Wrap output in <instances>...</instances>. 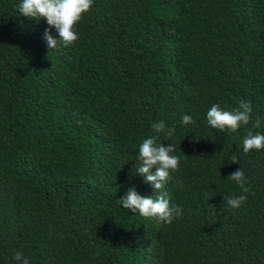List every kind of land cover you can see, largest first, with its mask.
<instances>
[{"label":"trees","instance_id":"16d2710c","mask_svg":"<svg viewBox=\"0 0 264 264\" xmlns=\"http://www.w3.org/2000/svg\"><path fill=\"white\" fill-rule=\"evenodd\" d=\"M21 2L0 0V264H264V150L243 151L264 134V0H94L55 49ZM241 100L249 125L207 123ZM160 121L180 157L162 189L183 209L171 224L119 203L160 194L135 172ZM239 168L251 191L231 208Z\"/></svg>","mask_w":264,"mask_h":264},{"label":"clouds","instance_id":"9594fccd","mask_svg":"<svg viewBox=\"0 0 264 264\" xmlns=\"http://www.w3.org/2000/svg\"><path fill=\"white\" fill-rule=\"evenodd\" d=\"M93 2L94 0H22L18 7L24 16L47 21L49 28L45 30L44 39L50 49H55L58 43L68 47L79 40L76 25L90 11ZM53 28L58 32L59 41L51 35ZM252 111L251 103L245 100H241L238 108L232 111L221 108L219 104H213L207 111L206 119L212 128L220 132L228 130L235 133L241 126L250 124ZM181 123L188 125L194 124L195 121L191 116L184 115ZM260 126L259 119L253 122L254 128ZM151 127L157 136L147 138L140 144L138 155H136L139 165L136 164L135 172L144 175L145 182L152 184L154 191L160 194L153 198L152 195H141L135 187H132L119 200V203L131 213H138L144 218H155L163 224H171L175 218L182 215L183 209L171 204L170 197L162 189L171 178V173L179 170L180 157L174 154L176 148L173 143L165 146L164 143H157V138L160 133H163L166 138L170 139L175 133V128H167L163 121L153 123ZM252 150H264V134H254L249 129L243 140V151L248 153ZM231 163H239V161L233 159ZM154 167L155 173L150 171ZM227 179L235 181L243 194L227 197L225 203L231 208H238L246 202V194L251 191L246 186L245 173L242 168H239ZM14 259L22 264H29V261L19 251L15 254Z\"/></svg>","mask_w":264,"mask_h":264}]
</instances>
